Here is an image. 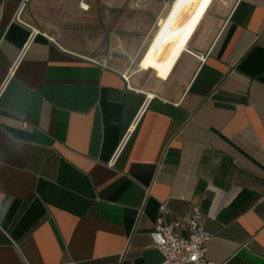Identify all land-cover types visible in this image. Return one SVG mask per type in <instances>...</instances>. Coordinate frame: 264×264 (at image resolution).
<instances>
[{
  "label": "crops",
  "instance_id": "0c3cea01",
  "mask_svg": "<svg viewBox=\"0 0 264 264\" xmlns=\"http://www.w3.org/2000/svg\"><path fill=\"white\" fill-rule=\"evenodd\" d=\"M163 205L264 264V0H0V264H161Z\"/></svg>",
  "mask_w": 264,
  "mask_h": 264
},
{
  "label": "built area",
  "instance_id": "2783aa9c",
  "mask_svg": "<svg viewBox=\"0 0 264 264\" xmlns=\"http://www.w3.org/2000/svg\"><path fill=\"white\" fill-rule=\"evenodd\" d=\"M81 7L88 9L83 3ZM169 213L167 206L163 205L162 216L157 219L151 233L154 247L163 256L161 264H216L208 257V244L212 235L204 227L200 208H195L187 217L176 218L168 223L165 216ZM180 230H184L186 235L182 236Z\"/></svg>",
  "mask_w": 264,
  "mask_h": 264
}]
</instances>
